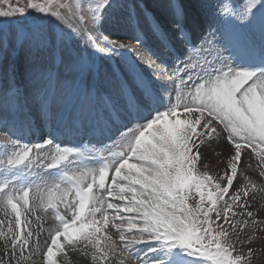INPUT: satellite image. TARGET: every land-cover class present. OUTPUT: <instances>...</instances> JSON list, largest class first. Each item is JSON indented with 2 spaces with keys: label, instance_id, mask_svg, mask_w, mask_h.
Segmentation results:
<instances>
[{
  "label": "snow or ice",
  "instance_id": "obj_1",
  "mask_svg": "<svg viewBox=\"0 0 264 264\" xmlns=\"http://www.w3.org/2000/svg\"><path fill=\"white\" fill-rule=\"evenodd\" d=\"M3 5L0 18L18 19L15 30L0 22L9 81L0 90V257L65 264L71 251L92 264H251L253 249L244 245L264 219L248 204L256 185L238 181L245 157L258 158L264 177V0H201L210 32L199 45L185 32V7L173 5L189 52L175 56L171 70L153 62L155 80L126 43L95 35L117 10L138 19L128 0ZM19 51L27 57L25 91L15 87L10 60ZM95 53L120 61L102 70ZM33 107L50 121L48 137L21 143L14 129ZM85 133L101 147L62 146L63 136ZM213 139L230 148L217 175L202 167L201 149ZM37 201L55 217L43 245Z\"/></svg>",
  "mask_w": 264,
  "mask_h": 264
},
{
  "label": "bare ground",
  "instance_id": "obj_2",
  "mask_svg": "<svg viewBox=\"0 0 264 264\" xmlns=\"http://www.w3.org/2000/svg\"><path fill=\"white\" fill-rule=\"evenodd\" d=\"M128 2L132 3V0H128ZM186 2H189V0H186ZM160 7H162L161 4L159 5V8ZM155 8L158 9V6H155ZM190 17H192V15ZM207 30L208 32H210L209 26ZM139 31H140V34L142 35L140 39L142 40L145 39L142 33L143 29H140ZM157 31L158 32H156V34H158L159 37L163 38L164 35L167 36V41H165L163 38L164 41L162 42H165L166 46L169 49L168 51H163L161 48L160 49H157L156 47L153 48L151 46L150 39L144 41V43L142 44V47L133 45L131 49H127L128 50L127 52L132 57V59L135 60L136 63L141 68L144 69V73L154 80L156 79V76L153 72V62L154 64L157 61H159L160 63L161 62L164 63V61L169 62L170 60L169 58H167L169 57L167 55V52L173 57L179 56L181 60L185 56V51H184V48L182 47V43L179 41L180 40L179 37L174 34L175 33L174 30H171L170 28L169 29L167 28V30H165V29H162V27L160 26ZM126 32H128V34L126 33V36L128 38H133L132 34L130 33L131 32L130 29H127ZM133 34H135L134 31H133ZM126 42L128 44L131 43V42L129 43L128 41ZM152 49L153 51L156 50V52L158 53H155L152 51L151 57H148L146 51L147 50L150 51ZM224 55L226 56L227 53H224ZM112 65L113 66L116 65V63ZM175 65H176V62L172 63L171 66L174 67ZM172 67H169V70H171ZM159 83L160 82L157 81L158 85ZM166 100L167 98L165 96V103H166ZM161 110H163V108H161ZM33 111L34 110L32 108L31 115L28 120L29 123H25L23 125L22 135H21V132L19 135L18 131L14 129V131H17L16 136L19 135L21 137V143H25L24 141L26 140H28V143H34L36 139L38 140V142H41L42 138L48 137V135L46 137H44V135H46V131L49 132V129L51 126L50 121L44 117L43 126H41V124L38 125L37 123H40V122L38 121L37 117L32 115ZM31 120L32 121L34 120L33 124L31 123ZM33 125H34V128H33ZM17 128L20 129L19 124H17ZM26 131H27V135L25 134ZM222 141L224 140L220 139L216 141V139H213L210 142L206 143L201 149L203 156H204L202 167H205L206 170L209 171V173L212 175H217L221 173L224 170L226 162H227V157L229 155V152L226 149H228V145L224 143L225 141L224 142ZM107 142L108 141H105V143ZM73 144L88 145V146L95 144L96 147H101V144L98 142V138L90 137L87 133L83 134L82 136L65 135L62 146H71ZM0 154H1V151H0ZM0 159H1V156H0ZM89 166L91 167L93 165L90 164ZM33 170L41 172L42 174L46 176L48 175V170L35 169V168ZM0 171H2V169H0ZM259 171H260V166H259L258 158L255 156H252L250 159L248 157H245L244 167H243L242 174L240 176L238 183H247V181L244 179V177L247 176L249 180L251 181V183L256 185L255 191L250 193L248 204H249L250 210L253 211V214L257 219H264V195H263L264 193L261 194V190H263L264 192V177L260 175ZM52 172L54 173V170H52ZM42 195L44 197V205H46L47 192L46 191L42 192ZM37 205L38 206L36 208V214H38L41 219L37 221L36 223L42 224L43 226L42 231L43 233H45V236H47L48 231L55 227V217L51 209L45 210V207L43 205H40L39 201H37ZM258 207H260V209H258ZM0 215H2V212H0ZM33 227L35 228V224L33 225ZM112 232L114 234L115 230H112ZM249 232H252V230L249 229L248 232H245L242 235L246 236ZM252 235L254 236V240L256 241L261 240V241L255 243L254 246L256 250L253 254V259L251 261L255 264H264V230L252 232ZM0 259L4 261V264H8V256H2L0 257ZM13 264H15L14 261H13ZM31 264H40V257L37 255L31 262ZM65 264H92V262H91L90 256L82 255L79 252L69 251L68 260L65 262Z\"/></svg>",
  "mask_w": 264,
  "mask_h": 264
},
{
  "label": "rangeland",
  "instance_id": "obj_3",
  "mask_svg": "<svg viewBox=\"0 0 264 264\" xmlns=\"http://www.w3.org/2000/svg\"><path fill=\"white\" fill-rule=\"evenodd\" d=\"M78 0H71V3L73 6L76 5ZM88 2H91V0H88ZM130 2V1H129ZM200 2L201 0H189V2H186V0H132V3L136 4L139 7V17L136 21L134 22H128L125 18V14L117 10L116 12L113 13L112 17L102 23L101 26L97 27L95 35L97 36H109L111 33L112 35L109 36L110 39H120L124 43L128 45V49H131V47L138 46L142 47V44L144 41L150 39L151 41V46L154 48L156 47L157 49H162L163 51H168V47L166 46L163 38L159 37L158 34H156L157 29L156 26L159 25L161 26L162 29L167 30V28L174 30L175 35L179 37V41L182 43V47L184 48L185 51V57L187 56L189 49L184 45L182 42V38L179 34V31L175 27V19L176 17L172 13V6H179L182 4L187 12L186 18L183 21L184 29L186 33L192 34L194 33V42L196 45H199L201 41L204 39V36L207 35L209 32L207 30L209 24H210V19L209 17L205 16L200 8ZM10 3L13 4V6H25L26 0H10ZM161 4L162 7L159 8V5ZM155 6H158V9L155 8ZM0 7H7L6 5L0 6ZM31 11V15L33 17L37 16L34 11ZM192 15V17H190ZM16 19L13 18H0V22L4 23L9 30H15L17 27V22ZM11 21V22H10ZM167 22V23H166ZM131 23V24H130ZM128 25V27H127ZM127 29L131 30L132 37L134 38H128L126 36V33L128 34ZM140 29H143V36L145 39H141L143 43H138L136 40V37L139 36L140 38L142 35L140 34ZM135 34H133V31ZM164 35V34H163ZM127 37V38H126ZM126 41H128L130 44H128ZM155 44V45H154ZM164 44V45H163ZM130 45V46H129ZM154 45V46H153ZM80 47H83V45H79ZM169 46V45H168ZM91 51V50H90ZM128 51V50H127ZM152 50L146 51L147 56L151 57ZM153 52H156L154 50ZM167 55L169 57V62L164 61V63H160L157 61L155 63L156 66H164L167 65L168 67H172V63L176 62L172 55H170L167 52ZM182 59V60H183ZM10 60H12L15 63L16 67V74H15V87L19 88L21 91H25L28 87V77H27V57L24 51H19L15 55V57L10 56ZM120 61L119 56H112V58L109 60L107 59L104 54L102 53H95V63L102 69V70H107L113 67L112 64L117 63ZM140 67V66H139ZM140 69L144 72V69L140 67ZM9 81L7 78V63L6 62H0V90L5 89L8 87ZM23 88V89H22ZM33 112L32 115L38 118V121L40 123H37L38 125L41 124L43 126L44 124V117L40 114L39 110L35 107H33ZM24 123H27L24 122ZM22 125V126H21ZM24 124H19L20 128H23ZM34 126V125H33ZM17 133V131H15ZM21 131H18V134L20 135ZM44 135V137H46ZM217 141V140H216ZM224 142V141H222ZM35 143V142H34ZM226 143V142H224ZM227 144V143H226ZM228 145V144H227ZM225 148V147H224ZM226 149V148H225ZM228 152H230V148L228 146V149H226ZM1 159H4V148L1 147ZM260 172V171H259ZM263 189V188H261ZM264 193L263 190H261V194ZM264 195V194H263ZM223 207V204H221V208ZM260 209V207H258ZM43 232V231H42ZM44 237L45 233L42 235L41 239V245L44 243ZM261 240H254L251 245H244V251L247 252V248L250 246L253 249V254L255 252V243L260 242ZM237 247H240L237 245ZM253 259V255L251 260ZM262 260V259H261ZM251 264H255L251 261Z\"/></svg>",
  "mask_w": 264,
  "mask_h": 264
}]
</instances>
